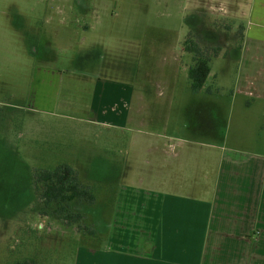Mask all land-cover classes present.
I'll return each instance as SVG.
<instances>
[{"label":"rangeland","instance_id":"rangeland-1","mask_svg":"<svg viewBox=\"0 0 264 264\" xmlns=\"http://www.w3.org/2000/svg\"><path fill=\"white\" fill-rule=\"evenodd\" d=\"M52 1L0 0V264H75L80 247L109 246L107 226L97 228L96 215L109 210L120 186L155 188L157 179L191 177L196 164L202 165L194 155L205 149L211 123L206 92L192 90L188 71L195 56L184 43L195 41L209 51L211 69L222 73L225 62L213 59L215 35L207 27L241 37L251 19V0H242L239 12L225 11L220 0L212 12L209 0H85L79 18L76 0H66L70 12ZM48 41L52 54L40 58L37 47L44 53ZM39 64L63 73L86 68L132 85L124 122L91 124L89 83L68 75L60 86L48 87L36 81ZM216 83L210 78L206 84ZM227 93L223 100L230 104ZM31 98L33 112L25 107ZM174 150L182 155L174 157ZM62 165L78 172L95 200L76 201L60 215L37 198L34 174ZM69 213L81 218L67 219Z\"/></svg>","mask_w":264,"mask_h":264},{"label":"crops","instance_id":"crops-1","mask_svg":"<svg viewBox=\"0 0 264 264\" xmlns=\"http://www.w3.org/2000/svg\"><path fill=\"white\" fill-rule=\"evenodd\" d=\"M84 1L76 0V18L84 16ZM214 1L208 2L211 12L218 10ZM58 2L57 10L73 6L66 0ZM220 4L227 12L242 11L244 6L242 0H220ZM248 16L242 39L207 27L215 35L210 44L223 48L213 59H222L225 70L217 74L211 69L208 80L215 78L217 83L205 84L195 93L206 92L211 123L204 134L205 149L194 155L200 156L202 165L196 164L184 181L173 175L169 183L157 179L155 188L120 186L110 198L109 210L96 215L101 221L96 227L107 226L109 246L80 247L75 264H264V0H251ZM27 28L36 32L31 24ZM45 43L44 53L37 47L40 58L52 54V45ZM46 65H38L36 81L48 87L60 86L68 75L89 83L91 124L124 122L132 85L93 76L86 68L78 74L63 73ZM228 91L230 104L223 100ZM30 101L25 107L33 112L36 100ZM228 108H234L232 115ZM192 150L185 154L192 156ZM172 154L182 155L177 150Z\"/></svg>","mask_w":264,"mask_h":264},{"label":"trees","instance_id":"trees-1","mask_svg":"<svg viewBox=\"0 0 264 264\" xmlns=\"http://www.w3.org/2000/svg\"><path fill=\"white\" fill-rule=\"evenodd\" d=\"M215 29H221L213 25ZM229 30L225 27L224 30ZM243 34H241V39ZM185 50L195 56V65L188 71V77L191 81L194 93H199L207 83L211 73V57L195 41H185ZM220 48H214L215 57L218 56ZM1 114V109H0ZM34 190L38 193V199H41L44 207H55L56 214H62L68 209L74 208L76 201H82L87 204H93L95 197L90 186L82 184L79 180L78 172L69 165H62L54 170L38 171L34 174ZM68 212H71L70 210ZM67 219L81 218L80 215L69 213ZM21 264V263H18Z\"/></svg>","mask_w":264,"mask_h":264}]
</instances>
